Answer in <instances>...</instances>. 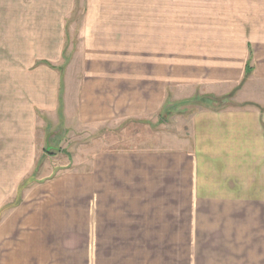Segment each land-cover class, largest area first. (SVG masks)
<instances>
[{"label":"crops","instance_id":"1","mask_svg":"<svg viewBox=\"0 0 264 264\" xmlns=\"http://www.w3.org/2000/svg\"><path fill=\"white\" fill-rule=\"evenodd\" d=\"M76 11L81 42L191 43V90L232 92L230 106L192 111L182 148L104 150L65 164L45 183L41 215L35 205L24 214L31 241L2 242L0 264H264V0H0V41H66ZM127 62L104 67L107 76L88 67L77 101H52L45 87L33 103L61 105L68 127L158 114L160 65L152 82L142 67L132 93L131 81L113 78L133 72ZM14 212L0 233L20 227Z\"/></svg>","mask_w":264,"mask_h":264},{"label":"rangeland","instance_id":"2","mask_svg":"<svg viewBox=\"0 0 264 264\" xmlns=\"http://www.w3.org/2000/svg\"><path fill=\"white\" fill-rule=\"evenodd\" d=\"M78 18L76 11L66 26L68 36L63 42L0 41V224L11 221L9 216L15 206H18L15 212L21 216L33 205L38 207L39 214L44 211L41 199L45 198V183L65 164L83 163L104 150L182 148L188 145L192 111L207 106H230L232 92L215 96L205 93L204 87L191 90V43L81 42ZM115 54L121 58L113 62ZM123 57H128L126 66H132L133 72L115 73L113 78L131 81L132 93L141 89V68L149 67L152 82L160 65L159 76L164 75L165 80L162 101L167 102L158 114L137 120L68 127L61 105L58 112H46L34 105L33 101L44 100L45 87L51 90L52 101L56 97L58 101H77L79 81L87 79L88 67L99 74L97 71L102 68L101 74L107 76L104 67L109 71L113 64L121 65ZM123 96L131 98L123 93L117 95ZM133 97L140 94L134 93ZM39 214L35 222L44 231V219ZM32 219L27 214L20 219L15 233L8 230L0 233V244L31 241L33 234L28 224ZM41 235H37L38 241L45 242Z\"/></svg>","mask_w":264,"mask_h":264}]
</instances>
